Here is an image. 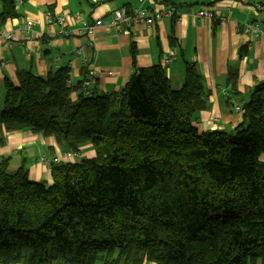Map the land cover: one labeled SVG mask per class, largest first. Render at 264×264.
<instances>
[{
    "label": "trees",
    "instance_id": "obj_1",
    "mask_svg": "<svg viewBox=\"0 0 264 264\" xmlns=\"http://www.w3.org/2000/svg\"><path fill=\"white\" fill-rule=\"evenodd\" d=\"M18 1L0 0V29ZM69 80L65 66L4 81L0 142L29 131L94 157L49 160V184L0 158V264H264V79L240 126L207 131L194 124L207 97L194 64L179 88L161 66L113 94Z\"/></svg>",
    "mask_w": 264,
    "mask_h": 264
},
{
    "label": "crops",
    "instance_id": "obj_2",
    "mask_svg": "<svg viewBox=\"0 0 264 264\" xmlns=\"http://www.w3.org/2000/svg\"><path fill=\"white\" fill-rule=\"evenodd\" d=\"M123 7L151 11L173 7L177 20L164 16L153 26L133 25L130 31L115 33L106 25L113 11ZM206 7L217 15L212 22L197 16ZM17 10L18 17L0 29L14 34L10 41L0 35V106L5 79L17 84L20 71L45 77L67 66L71 84L83 79L84 95L113 94L134 72L161 66L163 56L171 53L175 58L165 72L173 88L181 86L188 64H194L203 78L206 107L197 113L195 126L199 131L232 130L243 123L245 95L264 79V31L253 35L239 30L243 23L264 26L263 0H20ZM48 11L65 22H48ZM26 20L33 22L28 34L18 31ZM95 20L105 26H97L90 35L77 34L83 21ZM231 73L236 74L234 86L227 81ZM3 137L0 158H9V170L24 166L32 181L51 183L48 168L37 158L63 153L54 137L29 131ZM82 149L83 157H94L90 144Z\"/></svg>",
    "mask_w": 264,
    "mask_h": 264
},
{
    "label": "built area",
    "instance_id": "obj_3",
    "mask_svg": "<svg viewBox=\"0 0 264 264\" xmlns=\"http://www.w3.org/2000/svg\"><path fill=\"white\" fill-rule=\"evenodd\" d=\"M143 0H140L142 3ZM173 11V10H172ZM170 14V12L168 13ZM199 16L203 17H211L212 13L210 9L204 8L199 11ZM163 16V13L157 12V11H151L147 7H140L138 9L136 8H126V9H117L113 11L111 18L107 22V27L112 29L115 33H120L123 31H129L131 25L137 24V25H145V26H153L160 18ZM46 17L48 22H51L52 24H59L62 25V23L65 22L64 17H55L52 12L48 11L46 13ZM102 21L96 20L95 22L89 23V22H82V26L77 32V34H86L90 35L93 34L96 27L102 25ZM105 26V24H103ZM33 26V22L30 20H26L25 22L21 23L18 27V31L28 34L31 27ZM264 30V26L261 28L258 24H250L246 23L240 27V30H242L244 33H250V34H256L260 30ZM61 33L65 36L72 35V33L61 30ZM0 35L3 36L5 40L10 41L14 38V34L9 33L6 34L3 32V30H0ZM80 52L77 51V54ZM170 59H165L164 63H168ZM235 109H239V107H236ZM81 153L78 151H67L63 153V160L65 162L68 161H75L78 158H80ZM49 160H53L55 162H61V160L53 156L52 159H48L44 156L40 157L39 162L43 163L44 165L48 166Z\"/></svg>",
    "mask_w": 264,
    "mask_h": 264
},
{
    "label": "bare ground",
    "instance_id": "obj_4",
    "mask_svg": "<svg viewBox=\"0 0 264 264\" xmlns=\"http://www.w3.org/2000/svg\"><path fill=\"white\" fill-rule=\"evenodd\" d=\"M137 8V7H136ZM207 8V7H206ZM122 9H126V7H123ZM204 9V8H203ZM207 9H210V8H207ZM173 10V11H172ZM202 10V9H201ZM155 11H157V10H155ZM200 11V10H199ZM210 11H211V13H212V15H211V17H203V16H199L198 15V13H197V16L198 17H200V18H202V19H205V20H207V21H209V22H212L216 17H217V15H215V13H213V11L210 9ZM157 12H161V13H163V16H161V18H163L164 16H166V17H171V19L172 20H174V22L177 20V16H176V14H175V11H174V9H173V7L170 9V8H167V9H162V10H158ZM170 12V14H168ZM161 18L158 20V21H160L161 20ZM96 21V20H95ZM94 21V22H95ZM157 21V22H158ZM250 24H258L259 25V23H257V22H252V23H250ZM133 25H137V24H133ZM133 25H131V27L133 26ZM260 26V25H259ZM131 27H130V29H131ZM239 30H240V28H239ZM262 30V29H261ZM260 30V31H261ZM64 31V30H63ZM130 31V30H129ZM259 31V32H260ZM264 31V30H263ZM4 33H6V34H9L8 32H6V31H3ZM258 33V32H257ZM256 33V34H257ZM64 35V34H63ZM253 35H255V34H253ZM8 41V40H7ZM174 58H175V55L173 54H171V53H167L166 55H164L163 56V58H162V64H161V67L165 70V68L171 63V61H173L174 60ZM165 59H170L169 61H168V63H164V60ZM84 88H85V85H84ZM237 107H239V106H237ZM219 120L218 119H216V122H218ZM65 152H67V151H63V153H65ZM63 153L61 154V155H57L56 157H58L60 160H61V162H65L64 160H63ZM40 157H42V156H39L37 159H38V163H40L41 165H44L43 163H41V162H39V159H40ZM83 158V156L81 155L80 156V158H78L77 160H75V161H72V162H78L79 160H81ZM68 162H71V161H68ZM67 163V162H66ZM46 166V165H45ZM46 168H47V166H46Z\"/></svg>",
    "mask_w": 264,
    "mask_h": 264
},
{
    "label": "rangeland",
    "instance_id": "obj_5",
    "mask_svg": "<svg viewBox=\"0 0 264 264\" xmlns=\"http://www.w3.org/2000/svg\"><path fill=\"white\" fill-rule=\"evenodd\" d=\"M0 91H2V88H0ZM241 104V103H240ZM0 109H2V106H0ZM75 151H77V150H75ZM82 151H83V149H81V151H78V152H80L81 153V155H82ZM37 160V159H36ZM55 264H59V263H55Z\"/></svg>",
    "mask_w": 264,
    "mask_h": 264
}]
</instances>
